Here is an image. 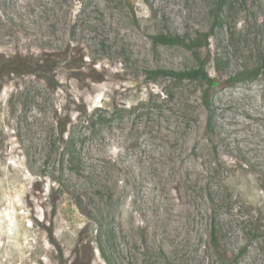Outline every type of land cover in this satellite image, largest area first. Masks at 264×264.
<instances>
[{"label":"rangeland","instance_id":"rangeland-1","mask_svg":"<svg viewBox=\"0 0 264 264\" xmlns=\"http://www.w3.org/2000/svg\"><path fill=\"white\" fill-rule=\"evenodd\" d=\"M213 6L0 0V264H264V0ZM206 31L209 75L248 74L211 111L149 74Z\"/></svg>","mask_w":264,"mask_h":264},{"label":"trees","instance_id":"trees-1","mask_svg":"<svg viewBox=\"0 0 264 264\" xmlns=\"http://www.w3.org/2000/svg\"><path fill=\"white\" fill-rule=\"evenodd\" d=\"M237 0H214V6L211 9L212 13V24L213 27L223 24L224 12L231 11L236 9ZM211 33L210 31L199 33L197 37L193 38L189 42L177 34H159L154 37L156 41L165 44H177L183 45L187 48L193 50L197 55L198 50L207 45L210 39ZM198 66L189 69H173V68H155L149 70V74L151 75H164L170 76L176 79H199L205 82L206 87L203 90V102L205 107L211 111L212 110V94L218 88H225L237 84L242 81L247 74V72H240L239 74H235L233 76H221V77H213L209 75L206 70L205 60L198 57ZM217 69L220 71L225 65L221 58H216ZM264 72V66L259 65L255 70V75H259ZM210 126V122H209Z\"/></svg>","mask_w":264,"mask_h":264}]
</instances>
